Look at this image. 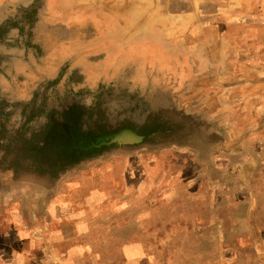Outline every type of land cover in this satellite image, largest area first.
<instances>
[{
    "label": "rangeland",
    "instance_id": "374dc122",
    "mask_svg": "<svg viewBox=\"0 0 264 264\" xmlns=\"http://www.w3.org/2000/svg\"><path fill=\"white\" fill-rule=\"evenodd\" d=\"M158 2H146L144 21L158 18L161 28L169 27L164 11L153 8ZM178 4L182 29L173 38L174 49L188 52L172 54L162 44L146 42L138 67L136 59L109 67L108 56L91 51L86 41L77 44L78 38L66 41L60 31L53 33L59 45H50L42 63L48 68L33 66L31 83L21 94L28 107L15 114L22 118L31 112L42 120L27 128L22 148L13 145L0 172L1 178L13 179L11 187L0 190V264H264V82H255L264 79V67L245 68L247 54L234 52L230 39L222 42L221 52L208 53L198 40L218 44L211 24L223 12L216 18L208 10L206 17L196 12L195 3L187 9ZM137 8L141 5L132 10ZM133 14L121 16L115 9L112 16L130 27ZM196 18L205 21L203 29ZM194 21L192 37L183 38L186 24ZM42 22L47 24L46 14ZM201 31L209 36L201 37ZM257 46L264 47V41ZM250 57L264 64L263 51ZM77 67L86 83L74 72L54 88L38 87L47 72L56 79L63 68ZM8 85L0 83L4 89ZM80 85L97 89L94 99L102 97L97 109L90 104V113L80 104L85 95L71 88ZM140 110L147 114L142 122L136 119ZM67 114L75 119L78 155L108 134L151 135L79 157L61 172L54 152L41 156L34 148H44L39 138L56 122L64 123ZM16 117L6 122L5 138H14L23 126Z\"/></svg>",
    "mask_w": 264,
    "mask_h": 264
},
{
    "label": "crops",
    "instance_id": "0c3cea01",
    "mask_svg": "<svg viewBox=\"0 0 264 264\" xmlns=\"http://www.w3.org/2000/svg\"><path fill=\"white\" fill-rule=\"evenodd\" d=\"M178 1H181L183 5L185 4V9L188 8L187 6L195 3L197 5L196 12L206 13V17H208V10L216 18L220 12H223L221 20H216L211 24V28L214 31H218L216 36H220L221 40H218V44L213 45L214 47L210 46L211 49L208 46L210 43L209 39L198 40L201 42V45H207L208 53L221 52L223 50L222 44L226 43L222 42L229 41L230 39L234 46V52L247 54L245 68L252 70L264 67L262 62L258 63L256 57L254 58V62L256 63L250 57L255 51L256 53L264 52V47L259 48L257 46L256 48V45L264 41V37L261 36L263 33L262 27H264V0H159L158 3H153V8L160 7L159 11L163 10L165 15L168 16L170 23L172 22V25H169V27L165 26L164 28H161L160 24H158L161 19L153 18L147 21V23L144 21L146 15L145 7L148 6V3H146L148 0H42V4L46 8L48 26L53 29H60L61 32L58 34L68 38L66 41H69V38L80 39L77 44L86 41L91 51L98 49L100 51L94 53L108 56L109 67L118 69L124 67L130 59L138 60L137 67L140 66L141 64L139 63L145 60L144 53L146 47L149 45L146 42L162 44L164 51L172 54L186 51L185 48L179 51L174 49L175 47L177 48L178 43L173 38L177 36V31L182 29L181 20L176 16L178 14ZM18 2H21V0H18ZM0 5L1 9L5 3L0 2ZM134 5H141V8L132 10ZM222 6L229 8L225 12L220 8ZM102 7L107 10L105 16L100 12L101 9L99 8ZM214 7H217V9L215 10ZM115 9H117L121 16L129 10L132 11L134 14L131 22H134V24L132 23V26L125 27V23L121 18L117 17L115 19L116 15L112 16ZM48 11L51 16L58 17L60 21H51V16H47ZM193 12L186 14L188 17H191L192 15L190 14ZM203 15L205 16V14ZM195 21L186 24L187 27L184 30L183 38L192 37L190 33H193L191 28L194 24H197L200 29L205 27V21L202 20L201 23H199L201 19ZM118 27L124 28V31L117 33ZM151 28H156L158 31L154 34L149 31ZM161 29L163 30L160 31ZM166 30H168L167 33H165ZM207 34V32H200V36L203 38L208 37L209 34ZM182 45L184 46L180 47H186V44ZM94 60L97 59L95 58ZM14 65L13 63V68L15 69ZM73 70L81 75L85 83L87 82L86 76L82 73L80 67ZM32 71L33 69L29 66L26 72L21 75L29 82ZM3 80L8 81V77L4 76ZM255 82H264V79L260 78ZM78 87L84 86L80 85Z\"/></svg>",
    "mask_w": 264,
    "mask_h": 264
},
{
    "label": "flooded vegetation",
    "instance_id": "af4514ba",
    "mask_svg": "<svg viewBox=\"0 0 264 264\" xmlns=\"http://www.w3.org/2000/svg\"><path fill=\"white\" fill-rule=\"evenodd\" d=\"M45 14L46 8L43 7L42 0H21V2L18 3L5 4L0 9V30H2L0 31V54L2 55L6 53L7 56H3L4 59H10L15 64V69L13 68V70H11L13 73L11 75L12 77H8V81H3L4 75H0V83H9L6 89L0 86V107L3 108L4 103H12L15 105L14 107L12 106L6 110L0 109V123L3 126L0 130L1 142L2 139H5L6 141V136L4 133L6 122H10L12 117H16L15 114L17 115L20 113L19 111H21L22 108L28 107V104L25 103L27 100H25L21 94H23L22 90L27 91V86L31 82L25 80L21 74L26 72L29 66L31 68H33V66H39L41 70L48 68L47 66H43L42 63L45 62V59L48 56H50L48 54L50 51V45L54 47L59 45L57 39H54L53 33L56 31L61 32V30L57 28L53 29L47 24H43L42 19ZM7 33H10L13 38L15 37V39H11L12 41L16 42L19 41V39H24V43L27 47L23 46L17 49L11 48L12 44H5L3 40L6 38ZM30 35H32L33 40ZM67 70L68 69L63 68L61 71H59L60 74L58 72L56 79H52L49 72H47L46 77L42 78L43 82L41 81L38 87L40 88L43 83L56 84L53 85L56 87L61 79L64 78V76L65 78H69L70 75L75 72L74 70H72L73 72H67ZM63 72L64 74L61 76ZM6 74L9 75V71H7ZM18 76L21 77L20 80L18 79ZM50 80H53V82ZM49 87L52 86H46L45 89H49ZM72 88L76 89L77 87L72 86ZM88 89L93 90V88L91 89L89 87ZM29 100L30 99L28 98V101ZM32 108L33 105H31L30 110L34 109ZM20 115L16 117V121L25 119L27 120V124H32V122L38 123L40 120H42L39 116L34 117V113L31 112L22 118L19 117ZM59 123L56 122L53 126L45 130L44 136L39 138L40 142L43 143L44 148L37 149L40 151L41 156L44 155L43 153L46 151L54 152V156L57 158L56 160L58 161V164L59 162L66 163L77 161L78 157L74 158L72 156L73 153L70 150V141L73 140L72 132H75L73 129H76L73 126L75 119L72 118L70 114H67L64 116V123ZM108 136L110 135L108 134ZM0 152H3V150L0 149Z\"/></svg>",
    "mask_w": 264,
    "mask_h": 264
},
{
    "label": "trees",
    "instance_id": "16d2710c",
    "mask_svg": "<svg viewBox=\"0 0 264 264\" xmlns=\"http://www.w3.org/2000/svg\"><path fill=\"white\" fill-rule=\"evenodd\" d=\"M7 37H9L10 39H15V37L13 38L11 36L10 33H7ZM6 37V38H7ZM21 37V36H20ZM30 37L32 38L33 40V37L32 35H30ZM24 38V37H23ZM19 39V38H18ZM24 39L17 41V42H20L19 44H16L15 46L12 45L11 48H21V47H27L24 43ZM3 56H7V54H0V75H4L6 77H12L11 75L13 74L11 70H13V61H11L10 59H4ZM9 71V75L6 74V72ZM64 72L61 74V76H63ZM18 79L20 80L21 77L18 76ZM56 85V84H54ZM42 86L46 88V84L43 83ZM55 86H52V88H54ZM104 87V86H103ZM72 88V87H71ZM70 89V88H69ZM95 89L93 90H89V89H86V87H77L76 88V93L78 94H84L85 95V100L84 102H80V104L84 105L87 109V113H90V108L89 106H91L90 104L92 103H95L96 106L94 108H96L97 106H100V102L98 101H102V97L100 99H94L93 98V95H96L97 93V89L94 91ZM76 96H78L76 94ZM76 96L74 97V99H77ZM87 97V98H86ZM73 99V100H74ZM106 99L107 98H103V103L106 102ZM41 102V101H39ZM1 105V104H0ZM14 107L15 105L12 104V103H9V104H5L4 103V106L3 108L0 107L1 110H6L8 108H11V107ZM89 108V109H88ZM93 108V109H94ZM98 108V107H97ZM96 108V109H97ZM92 109V110H93ZM141 111V110H140ZM138 112L136 113V119L139 120L140 122L144 121V119L147 117V114H146V111H141V112ZM97 110L95 111V114H96ZM92 114V112H91ZM84 119H88L87 116L84 117ZM21 121L23 122V126H20V129L17 131L16 133V136H14V138H10L8 137V140L6 138V141L5 139L3 140L2 139V142H1V146H0V149L3 150V155L1 156V159H0V172H2V168H6L7 167V162L9 160V157H11V154H9V152H11V149L13 147V145L19 147V148H22L23 147V144H24V133L25 131L27 130L28 127H30L31 124H27V120L25 119H21ZM2 124L0 123V130L2 128ZM86 129H89L88 130V133H91L93 131V128H86ZM75 132H72V135H76L78 133H76V129H73ZM4 135V134H3ZM110 136H104V138H100L98 141L94 142L92 141L87 147H84L83 149H80L78 150L80 152V155H78L79 153H75L74 150V144H73V140L70 141V150L72 151V156L75 158V157H78V159H83V158H88V157H91L92 155L96 154L98 155V153H101V152H105V151H108L110 150L111 148H113L114 146L122 143V144H130V145H133L135 143H140V142H143L145 141L151 134H142V133H137V131L132 132V131H129L125 136H123V138L119 139L118 135L116 134H109ZM116 137V140H114V138ZM28 146V145H27ZM34 145L32 144L30 147L34 148L33 147ZM36 150V153H40V151L36 148H34ZM78 155V156H76ZM80 157V158H79ZM40 160H42L41 158H39ZM58 162V161H57ZM77 161H72V162H63V163H60L57 165L58 167H56L57 171H61L62 170H66V168H68L72 163H76ZM51 164V163H49ZM51 171V170H49ZM56 172V171H55ZM48 175H50L49 173H47ZM49 177V176H48ZM13 179L11 178H1L0 177V190L2 189H7L9 187H11L13 181ZM53 182V179L51 178H47V183H52Z\"/></svg>",
    "mask_w": 264,
    "mask_h": 264
},
{
    "label": "water",
    "instance_id": "95a60500",
    "mask_svg": "<svg viewBox=\"0 0 264 264\" xmlns=\"http://www.w3.org/2000/svg\"><path fill=\"white\" fill-rule=\"evenodd\" d=\"M128 132H126V133H124V135L123 136H125V134H127ZM123 136H121V137H123ZM119 139H121L120 137H119ZM0 143H1V138H0Z\"/></svg>",
    "mask_w": 264,
    "mask_h": 264
}]
</instances>
